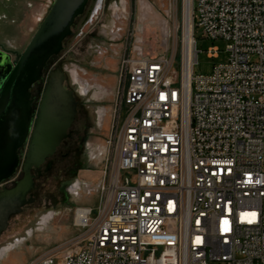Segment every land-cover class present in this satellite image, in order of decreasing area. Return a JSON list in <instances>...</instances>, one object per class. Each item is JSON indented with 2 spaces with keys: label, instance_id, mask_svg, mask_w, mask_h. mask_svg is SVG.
I'll return each mask as SVG.
<instances>
[{
  "label": "built area",
  "instance_id": "1",
  "mask_svg": "<svg viewBox=\"0 0 264 264\" xmlns=\"http://www.w3.org/2000/svg\"><path fill=\"white\" fill-rule=\"evenodd\" d=\"M189 14L187 69L176 45L123 55L96 211L77 206L75 244L25 264H264V0H190ZM196 32L226 42L207 73Z\"/></svg>",
  "mask_w": 264,
  "mask_h": 264
},
{
  "label": "rangeland",
  "instance_id": "2",
  "mask_svg": "<svg viewBox=\"0 0 264 264\" xmlns=\"http://www.w3.org/2000/svg\"><path fill=\"white\" fill-rule=\"evenodd\" d=\"M45 3L47 0H19L18 4L14 0H0V41L20 52L38 25L34 21L35 13L40 10L38 5ZM186 26L185 0L87 1L83 12L71 25L72 33L64 38L62 48L48 58L42 77L30 91L35 111L47 71L56 64L68 65L65 84L74 88L77 99L86 98L87 114L91 118L87 121L81 109L72 126L83 132L84 125L90 124L87 144L88 149L92 145L93 151L81 157L74 153L63 162L62 170L57 164L46 171L42 169L40 175L32 170L31 192L35 199L20 212L10 215L8 226L0 235V244L12 234L18 239L11 240L0 250V264H25L46 249L62 253L75 244L76 236L85 230L75 222L76 207L92 205L96 211L98 182L105 163L104 151L99 155L98 151L102 145L104 147L112 114L124 94L126 79L120 70L123 55L137 50L162 54L176 45L180 56L182 45L184 53L187 49ZM195 38L199 51L194 72H210L215 62L226 58V42L222 38L204 37L199 32ZM212 46L219 49L216 57L207 53ZM11 56L15 59L14 53ZM96 106L102 110L100 124L94 121L93 107ZM21 175L22 168L18 167L4 183H15Z\"/></svg>",
  "mask_w": 264,
  "mask_h": 264
},
{
  "label": "water",
  "instance_id": "3",
  "mask_svg": "<svg viewBox=\"0 0 264 264\" xmlns=\"http://www.w3.org/2000/svg\"><path fill=\"white\" fill-rule=\"evenodd\" d=\"M87 1L53 0L15 59L0 48V181L13 174L20 161L18 149L24 147L21 177L0 189V233L10 215L33 200V168L54 152L75 117L77 101L73 89L65 84V65L56 64L47 71L35 112L30 87L72 33L71 25Z\"/></svg>",
  "mask_w": 264,
  "mask_h": 264
},
{
  "label": "flooded vegetation",
  "instance_id": "4",
  "mask_svg": "<svg viewBox=\"0 0 264 264\" xmlns=\"http://www.w3.org/2000/svg\"><path fill=\"white\" fill-rule=\"evenodd\" d=\"M14 1L17 4L19 2V0H14ZM50 1L51 0H47L48 3L38 5L40 7V10H38L34 15V21L36 23L40 22L42 16L44 15L45 10L51 5L52 1L51 2ZM28 3H27L28 5H30V6L32 5V3H30V2H28ZM46 5H48V6L46 7ZM2 17H4V16H2ZM0 48L6 49L10 53V55H12L13 53L15 54L16 51H18V49L13 48L8 43H3L1 41H0ZM65 66L68 68V65H65ZM70 68H71V66H70ZM70 88H72L74 91V88L72 86H70ZM78 92L81 95H85V92L84 93H80V91H78ZM74 94H75V92H74ZM76 100H77L76 113H75V117H74L73 121L71 122L70 126L68 127V135L56 146L54 152L44 159L43 163H41L38 167L33 168L36 171L37 175H40V173L42 172V169L46 171V170L52 168L54 166V164H57L58 167L60 168V170H62V166L64 165L63 162L67 158H70L74 153H76L78 157H81V155L89 154L93 151L92 145L89 146L90 148L88 149V144H87V141H88L87 139L89 137L88 131H89L90 124L87 126L84 125L83 128H86V129H83V132L81 130L77 131V128H74L72 126V123L76 119L77 114H78L79 110H81V109H82V111H85L86 114L84 116L86 118H88L87 121L91 120L89 114H87V107H88L89 103L87 102L86 98H83V101H81L79 98L78 99L76 98ZM93 112L95 113V117H94L95 123L100 124L99 117L101 116V112H102L101 108L98 106L93 107ZM4 182H6V181H4ZM4 182L0 183V189H3L4 187H8V186H11L14 184V183H12L10 185H7ZM34 199L35 198H33V200ZM33 200L30 201L29 203H26L23 206V208L26 205L33 202ZM8 223H9V221H8ZM1 233H0V235H1ZM9 237H11V238H9ZM17 239L18 238L15 234H12L8 237L3 238V240L1 241V244H0V250L4 246L8 245L11 240H17Z\"/></svg>",
  "mask_w": 264,
  "mask_h": 264
},
{
  "label": "bare ground",
  "instance_id": "5",
  "mask_svg": "<svg viewBox=\"0 0 264 264\" xmlns=\"http://www.w3.org/2000/svg\"><path fill=\"white\" fill-rule=\"evenodd\" d=\"M186 2V10H187V49H186V52L184 53V45H183V56H184V64H185V67L187 69V67L189 66L190 64V59H191V55H192V52H193V43H192V39L194 40V37L192 35V30H191V23H190V14H189V10H190V0H185ZM193 37V38H192ZM185 44V43H184ZM47 63V62H46ZM61 66V65H60ZM186 71V70H185ZM44 72V70H43ZM35 83V82H34ZM33 83V84H34ZM67 86V85H66ZM32 87V86H31ZM30 87V88H31ZM68 87V86H67ZM31 92V91H30ZM75 95V94H74ZM32 97V96H31ZM33 98V97H32ZM75 99H76V96H75ZM77 101V100H76ZM77 104V103H76ZM32 106H33V102H32ZM36 110V109H35ZM34 111V110H33ZM35 112V111H34ZM23 150H24V147L21 146L19 147L18 149V152H19V157H20V153H22V159H23ZM22 160L19 161L18 165L16 166L13 174H15V172L17 171L18 167H21L22 168ZM35 168V167H34ZM9 177L5 178V179H2L0 181V183L6 181ZM32 190V189H31ZM80 213V209L77 210V215H76V220H77V217H78V214Z\"/></svg>",
  "mask_w": 264,
  "mask_h": 264
}]
</instances>
